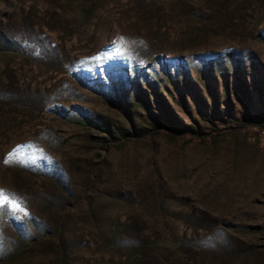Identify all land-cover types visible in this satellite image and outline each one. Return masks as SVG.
<instances>
[{"label": "rangeland", "instance_id": "rangeland-1", "mask_svg": "<svg viewBox=\"0 0 264 264\" xmlns=\"http://www.w3.org/2000/svg\"><path fill=\"white\" fill-rule=\"evenodd\" d=\"M236 74L264 109V0H0V264H264L263 128L118 139Z\"/></svg>", "mask_w": 264, "mask_h": 264}, {"label": "trees", "instance_id": "trees-1", "mask_svg": "<svg viewBox=\"0 0 264 264\" xmlns=\"http://www.w3.org/2000/svg\"><path fill=\"white\" fill-rule=\"evenodd\" d=\"M237 72V71H236ZM238 73V72H237ZM237 75V85L234 92L241 102L243 110L237 114L224 90V96L218 93L214 85V80L206 81V95L200 93L197 88L188 90L189 104L185 102L183 93H180L184 109L189 118V123L178 117L164 100L153 92V101L149 102L147 96L143 95L139 107L142 109L140 121L143 123L134 127L133 119L129 117V129L120 132V138H143L151 132L164 129L172 136L187 137L189 140L204 142L210 139L214 142L220 141L219 133L224 129H243L247 126H257L264 129V109H255L250 87L240 74ZM209 77L206 74V77ZM167 80L171 77L167 75ZM261 79L253 80V88L261 102H264V81ZM176 92L179 87H175ZM140 122V123H141ZM157 246L165 250L174 260H179L182 243L174 239L160 238Z\"/></svg>", "mask_w": 264, "mask_h": 264}, {"label": "snow or ice", "instance_id": "snow-or-ice-1", "mask_svg": "<svg viewBox=\"0 0 264 264\" xmlns=\"http://www.w3.org/2000/svg\"><path fill=\"white\" fill-rule=\"evenodd\" d=\"M7 162V161H6Z\"/></svg>", "mask_w": 264, "mask_h": 264}]
</instances>
